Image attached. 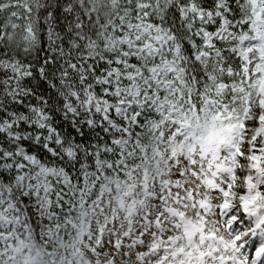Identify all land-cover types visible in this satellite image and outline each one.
Segmentation results:
<instances>
[{"label": "snow or ice", "instance_id": "6c2138e0", "mask_svg": "<svg viewBox=\"0 0 264 264\" xmlns=\"http://www.w3.org/2000/svg\"><path fill=\"white\" fill-rule=\"evenodd\" d=\"M0 264H264V0H0Z\"/></svg>", "mask_w": 264, "mask_h": 264}]
</instances>
